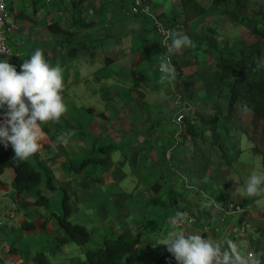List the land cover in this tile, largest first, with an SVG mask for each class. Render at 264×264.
Masks as SVG:
<instances>
[{
	"label": "crops",
	"instance_id": "1",
	"mask_svg": "<svg viewBox=\"0 0 264 264\" xmlns=\"http://www.w3.org/2000/svg\"><path fill=\"white\" fill-rule=\"evenodd\" d=\"M160 1H152L153 12L166 26H171L170 22H173L176 15L174 8L178 9L182 0ZM199 1L203 4V0ZM7 3L14 21L18 24V29L9 38L16 54L10 60L11 64L15 65L19 72L22 63L39 49L47 62H55L61 67L64 77L62 95L67 110L59 120L41 125L42 147L26 159L45 173H50L57 182L56 189L64 187L71 191L68 194L72 212H81L83 209V212H88L90 217L98 221L97 229L100 230V235L84 246L77 243V246H71L70 243L73 242L61 246L60 239L66 233L60 228L57 219V215L63 211L59 207L60 198L58 202L54 201L50 208H46L36 204L37 196L34 191L18 194L15 171L7 167L0 175V218L3 219V224L0 225V264H36L39 246L46 253L48 260V255L53 254L54 248L56 251H62L61 255L55 254L52 264L56 261L85 264L86 250L96 247L105 236H117L122 232L140 235L141 240L135 253L136 264H148L149 261L154 263V259L159 256H171L173 260L170 264H177L167 246L159 243L175 230L188 235L202 234L225 246L226 242H231L236 245L241 255L247 257L253 253L264 264V200L258 201L264 193L260 196H247L249 203L246 202L247 199L244 202L248 211L240 213L241 210L228 209L232 202H238L235 198L243 196L234 190L235 186L240 185L228 183L226 175H213L216 179L209 191L206 189L209 183H203L205 178L212 176L208 173V167L213 169L216 166V169L221 168L220 171H226L227 174L229 171H237L238 167L243 168V155L232 166L225 163L218 165L212 159H204L206 164L198 167V159L201 160V156L190 155L189 150L193 145L182 144L181 127L175 122V117L171 120V116L180 110L170 116L159 118L158 115V123L150 126V118L146 117L143 107L147 100H150L149 94L152 91L148 92L143 87L146 80L148 81L147 78L143 79L144 72L135 87L126 86L122 82L126 76L124 66L129 64L139 68L140 63L144 62L147 68L151 63L150 59L158 58V54L166 50L165 36L156 28L154 19L147 15L134 14L131 0H7ZM182 8L181 6L178 11L179 22L184 21V18L179 16ZM51 23H58L66 32L54 33L49 27ZM76 46H79L77 52L72 56L68 55L69 49ZM105 47L107 48L104 49ZM167 55L159 71L163 73L161 82L170 89L175 84L174 60L177 59L172 54L174 59L168 62ZM146 59L148 60L145 62ZM116 63L120 65V74L111 70ZM116 74L121 79L113 80ZM102 83L110 84L109 88L103 90ZM102 91L106 95V101L102 100L100 103L103 97H98V94ZM121 91L125 92L123 100L126 99L128 103L134 101L133 92L142 95L143 104H136L134 123L123 118L122 123L115 125L114 117H126L122 116L124 110L134 112L132 104L126 106L125 102H121L122 105H118L117 101L112 102V95L116 96ZM83 97H89L93 101L92 105L83 103ZM113 106L120 108L115 115V110L110 109ZM170 122L173 127L171 132L167 130V124ZM135 125L140 127L137 133L132 131ZM154 125L158 127V131L150 134L149 131ZM144 132L148 134L145 136ZM126 133L129 134L130 144L124 149V145L128 143L127 138H123ZM135 134L137 138L132 141ZM110 138L119 144V148L111 154L110 163L103 166L90 163L81 171L75 170L69 175L63 173L66 164L78 166L91 154L92 147L97 145V142ZM152 144L153 151L156 152L153 156L156 168L160 170L166 167L165 174L168 175L159 191L153 188V184H145L143 178L141 186L144 190L140 189L141 186L134 181L140 180L138 175L136 177L132 168L127 167V162H131L135 152L138 158L136 163L140 164V157L144 154L139 149ZM167 146H170V153L166 152ZM175 147L178 152L176 154ZM0 152L15 155L10 144L7 148L0 144ZM122 154L126 162L121 161ZM176 167L182 168L183 173H178ZM149 171L154 173V169ZM83 174L85 177H82ZM186 176L198 183L190 182ZM86 178L87 181L84 182ZM180 179L186 180V184ZM157 180L160 179L156 178ZM208 180L210 179H206L207 182ZM188 182L196 189L188 187ZM169 183L178 189L169 191ZM42 189L47 196L49 192L45 179ZM87 193L92 197H87ZM247 194H244L245 198ZM157 196L161 199L156 204L157 201L153 199ZM13 203L15 214L6 217L5 213ZM57 203L58 206H55ZM92 213H97L98 219ZM178 213H186L191 218L190 222L174 224L173 218H178ZM31 223L35 225L34 228L24 227V224ZM244 223H250V229L246 228Z\"/></svg>",
	"mask_w": 264,
	"mask_h": 264
},
{
	"label": "rangeland",
	"instance_id": "2",
	"mask_svg": "<svg viewBox=\"0 0 264 264\" xmlns=\"http://www.w3.org/2000/svg\"><path fill=\"white\" fill-rule=\"evenodd\" d=\"M152 1L155 3L156 1L161 2L160 0H152ZM167 1L170 2V0H167ZM131 3H133L132 0H131ZM203 5L207 9V11L203 14V16L201 18L199 17L195 20L188 22L186 24L187 26L185 27L183 26L185 23V20L183 22H179L177 20L178 11H179V8L182 6V4L178 6V9L174 8L176 15H175L173 22L172 21L170 22L171 27L173 28L172 29V39L175 38L177 33H179L180 35H187L190 39L199 38V37H202L203 35L205 36L207 34H212V32L209 30V27H211V29H214V31L216 32V34L213 36L219 41L220 45L233 48L234 44H238L240 49L244 47V49L247 51H249L251 48H254V46L256 47L257 45H260L259 44V40H260L259 34H257L254 31V29L257 28L258 31H260L264 35V0H225L220 5H214L211 0H203ZM238 11H239V14H237ZM181 12L179 13V16L181 19H183L184 18L183 11ZM180 29H183V30H180ZM164 47L167 48L166 46ZM185 47L186 46H183L180 49H175L171 47L170 52L171 54L174 55L175 59L179 60L180 62H183L185 66L184 71L186 73V78L192 81L193 83L191 87H187V88L184 87L180 89L178 86L174 84L173 87H171L170 89L169 88L167 89V86H165V84L161 82L163 73H161L159 70H160V67L165 62L164 59H166L165 55H167L166 52L168 49L161 51V53L158 54V58L153 57L152 59H150L149 61H151V63L147 66V68H145L144 62L140 63L142 67L139 66V68L130 66L129 64L124 66L126 76L123 77L122 82H124L126 86L132 85L135 87L137 85L136 84L137 81H139L138 79L142 78L141 75L143 74V72H144L143 79L146 80L147 78L148 81L150 82L149 83L146 80V83L143 85L146 91L148 92L152 91L149 94L150 100H147V104L145 105V107H143L145 108L146 117L150 118L149 119V123H151L149 124L150 126L152 124L158 123L157 122L158 115H159V118L164 117V116H170L171 114H174V112H177L178 110L180 111H178L176 115H174L173 117L171 116V120L173 121L175 117V122H178L180 127L182 125V121L180 122L177 121V118L180 113H183L185 116H190L191 118L194 116H198L199 119H201V122L206 124L210 121V119L214 116V114L217 113V111H220L221 113L224 114L228 110L227 106H228V100H229V97H228L229 93H228L226 86L224 87V85L216 84L213 81V71L216 69V66H217L216 65L217 63L216 57H218L217 53L216 52L212 53L207 48L205 49L203 47L198 48V49H192V50L187 49ZM106 48L107 47H105L104 49ZM139 57L141 58V55ZM147 60L148 59H146L145 62ZM111 70L114 72H117V74H120V72H118L120 70V65L118 63L114 64ZM117 74L113 78V80L116 78L118 80L121 79L119 76H117ZM232 76L233 75L230 72H226L224 74L225 79L226 78L229 79ZM92 85L91 87H93ZM101 86H103L104 88L103 90H106L109 88L110 84L102 83ZM155 88H159L158 91H154L153 89ZM100 94H98V97L99 96L103 97L101 98V100L99 99L100 103L102 100L105 102L106 99L104 97L106 95L104 91H102ZM124 94L125 92L121 91L120 94L116 96L112 95V97L114 98L112 102L117 101L118 105L119 104L122 105L121 102H125L126 106H129L130 104H132V106L134 107L133 108L134 112L130 113L128 110H124L125 113L122 116L126 115V117L121 118L120 115L114 117L115 125L122 123L123 118L126 120L129 119L130 122L134 123V120H136V116H135L136 115V112H135L136 104L137 105L143 104L142 95L138 94V92L136 91L133 92L134 95L132 94V97L134 98V101H129V103L126 99L123 100V98H125ZM157 97H160V98H157ZM82 101L87 106H90L93 103V101L89 99V97L87 98L83 97ZM94 104H95V101H94ZM113 107H116L117 109ZM113 107H110V109L115 110L113 112V114L115 115L117 111L120 110V108L118 109L117 106H113ZM115 120H119V121H115ZM236 122H237L238 127L232 130L231 135H233L235 137V140L237 141L236 142L237 148L242 151L244 150L242 154L243 161L241 162V164L243 163V165L245 166L243 168L238 167L239 169L235 172L229 171V174H227L226 171H223V170L220 171L221 168L216 169L215 168L216 166L213 168L214 170L208 167L207 169L208 173H210V175L212 176L208 177L210 179L208 180V182L206 181V179L208 178H205V180H203V183L205 182L210 183V181L215 182V179H216L215 176L220 177L221 175L222 176L226 175L225 177L228 180V183L240 185V186H235L234 190L241 193L243 196H240V198H235V199L239 203L241 202L243 203L247 199L246 202L249 203V198L247 197L249 195L248 194L246 195L247 198H245L244 196V194L247 193L246 188H247L248 179L254 174H264V120H256L253 116V113L248 108H245V109L241 108V110H239L236 116ZM139 129L140 127L138 125H135L132 131L137 133ZM167 130H169L170 132L173 130L171 122L167 124ZM154 131H158L157 126L152 128L149 132L150 134H152ZM147 134L148 133L144 132L145 136ZM128 135L129 134L126 133V135L123 137L125 140L126 138L128 140V143L124 145V149L126 148L128 144H130ZM136 138H137V134H135V137L132 138V141H134ZM174 141L176 142L177 140L174 138ZM112 142L116 146V148H114L113 150L114 151L117 150L119 148L118 146L119 144L116 140L112 141V138L107 139V140L101 139V141L97 142V145L92 147L91 154L104 155L102 153L103 150H100V148ZM171 145L172 143L170 144V146ZM152 146L153 144L150 146L141 147L139 149V151L144 154V156L140 157L142 158L140 164L136 163L138 158H136L135 156L131 157L130 159L131 164L129 163V161L127 162V167L129 166L130 169L132 168L131 170L134 172V175L136 177L138 175V179L140 180L137 181L134 179V181L136 182V184H139V186H141L142 184L141 178L145 180L144 181L145 184L149 185V183L153 184L156 181V178H159L163 181V178L159 177L160 175L167 176V174H165L166 167L160 168V170L159 168H156L157 165L156 163L153 162V156L156 155V152L153 151L154 147ZM170 146H167L168 148L166 149V152L168 153H170L169 151ZM177 147H178V144H177ZM177 147H175L174 149L176 150ZM114 151H110L109 154L110 153L113 154ZM174 154H176V152H174ZM199 155L201 156L202 159L201 160L198 159V162H199L197 164L198 167L203 166L205 163L203 161L205 157H203L201 154ZM121 161L126 162L124 155L122 156ZM99 165L103 166L100 163ZM153 169H154V173H152L153 174L152 175L150 173L151 171L149 170H153ZM75 170L76 169L72 168L71 164L68 163L66 164V167L63 173H65V175H69L75 172ZM176 171L178 173H183L184 170L182 168L176 167ZM82 177H85V175L83 174ZM186 177L189 178L190 182L198 183V181H192L193 178H190L189 176H186ZM86 181H87V178L84 179V182ZM128 182L129 181H127V183ZM190 182H188L189 184L187 183L188 187H192L190 186L191 185ZM56 183L57 182L56 180H54V177H53V185L57 186ZM141 188L143 189V186H141L140 189ZM146 188L147 187H145V189ZM192 188L196 189V187H192ZM47 190L49 192L47 197L51 200V206L53 205L54 201L58 202L60 198L61 201H60L59 207L60 209L61 208L63 209V197L65 193L68 194V193H71V191L64 187L63 189H59V190L58 189L51 190L49 186H47ZM68 195L70 197V194ZM86 195L87 197H90V198L92 197L91 194L89 193H87ZM256 196H260V195H256ZM261 200H264V195L261 196L260 199L258 198V201H261ZM55 206H58V203ZM83 211L85 210L83 209L81 212L73 211L70 219L74 223L84 224L88 229H90V231H92V241H93V238L100 235V230L97 229L98 221L96 222V220H94L92 217L89 216L88 212H83ZM92 214L98 219L97 213H92ZM90 223H93V225H89ZM70 244L71 246H74V245L77 246L75 242L70 243ZM41 251L43 250L39 246L37 253ZM74 252L77 253V251H74ZM61 253H62L61 250L56 251L55 248L53 249V254L48 255L49 261L51 262V264H52V260L54 261V258L57 255H61ZM59 263H61V261H56L53 264H59ZM153 264H157V261L155 259H154Z\"/></svg>",
	"mask_w": 264,
	"mask_h": 264
},
{
	"label": "trees",
	"instance_id": "3",
	"mask_svg": "<svg viewBox=\"0 0 264 264\" xmlns=\"http://www.w3.org/2000/svg\"><path fill=\"white\" fill-rule=\"evenodd\" d=\"M225 0H213L214 5H220ZM182 9L184 15V27L186 24L197 18H201L207 11L206 7L199 0H182ZM239 14V11L237 12ZM182 24V23H181ZM182 26V25H181ZM50 29L55 32H66L58 23H51ZM208 29V28H207ZM183 30V29H180ZM212 34L203 35L199 38H191V45L186 46L187 49L207 48L212 53H217L216 69L213 71V81L216 84L226 86L228 90V106L227 111L223 114L220 111L214 114L210 121L206 124L201 122L198 116H185L182 119L180 135L182 137V144L193 145L189 150L191 155L201 154L204 159H212L214 163L221 165V163L232 166L238 161L243 154V151L237 148L236 140L231 135L232 130L236 129V116L239 110L248 108L256 120H264V35L257 28L254 31L259 34V44L249 51L244 47L239 48L238 44H234L233 48L220 45L219 41L213 36L216 34L214 29L209 27ZM179 31V30H178ZM257 48V49H256ZM79 46L70 48L68 55H74ZM170 52V51H169ZM171 54V53H170ZM173 57V56H172ZM109 62V60H108ZM50 65H57L55 62H48ZM184 64L179 60H174V82L180 89L191 87L192 81L186 78L184 71ZM226 72L232 73V77L225 79ZM210 132V134H209ZM200 143V145H199ZM115 144L110 143L102 146L103 154L87 156L78 165H71L77 171H81L86 165L90 163H100L102 165L111 162L112 157L110 151H114ZM108 150V151H107ZM105 151V152H104ZM174 152L177 153L175 150ZM137 152L133 157H136ZM12 167L15 171V183L18 194L24 192L34 191L36 193V204L46 208L51 207L49 198L44 195L42 183L45 179L47 186L56 189L53 185V178L50 173H45L38 166H35L26 158L15 157L13 154L0 152V175L5 168ZM164 181L157 180L153 183V188L159 191L168 179V175H162ZM178 178V177H177ZM184 185L186 180L180 179ZM215 182L210 181L206 186L209 191ZM170 186V187H169ZM169 191L177 190L175 185L169 183ZM160 196L153 200H160ZM237 207H244L246 203L236 204ZM72 209L69 205V195L65 193L63 197V212L58 216V224L60 228L65 231V235L61 238L62 245L70 242H75L81 246L92 243V231L88 230L86 226L74 223L70 217ZM26 229L34 228V224H24ZM140 235H132L129 232H122L117 236H105L101 242H98L96 247L89 248L85 251V264H136V251L140 243ZM173 260L171 256H159L156 259L157 264H170ZM36 264H51L46 253L41 251L35 258ZM65 264V263H59ZM148 264H153L149 261Z\"/></svg>",
	"mask_w": 264,
	"mask_h": 264
},
{
	"label": "clouds",
	"instance_id": "4",
	"mask_svg": "<svg viewBox=\"0 0 264 264\" xmlns=\"http://www.w3.org/2000/svg\"><path fill=\"white\" fill-rule=\"evenodd\" d=\"M9 12L12 16L10 9ZM12 19L14 21L13 16ZM171 41V47L175 49L192 43L187 35L179 33ZM169 51L167 56L173 60ZM11 59H0V110L6 109L0 122V144L5 148L10 144L15 157L27 158L42 147L41 125L59 120L67 110L62 95L64 77L61 67L50 65L39 49L22 63L19 72ZM246 191L250 196L264 193V174L252 175ZM190 219L186 213H178L173 223L183 224ZM159 243L167 246L177 264H262L254 254L241 255L235 244L226 242L225 246L202 234L188 235L175 230Z\"/></svg>",
	"mask_w": 264,
	"mask_h": 264
},
{
	"label": "built area",
	"instance_id": "5",
	"mask_svg": "<svg viewBox=\"0 0 264 264\" xmlns=\"http://www.w3.org/2000/svg\"><path fill=\"white\" fill-rule=\"evenodd\" d=\"M151 0H133L132 12L134 14L139 15H147L154 19L156 28L165 36L164 38V46L169 50L171 47V39H172V28L170 26H166L163 21L153 12ZM18 29V24L13 21L12 16L9 12L7 1L0 0V59H11L15 52L11 45L8 42V38L10 34H12L15 30ZM168 62L172 61V58L168 56ZM5 110H0V122L3 120L2 112ZM184 117L183 113H180L177 121H182ZM228 209L237 210L245 213L248 211V206L237 207L236 204L231 203ZM226 207V210H228ZM15 214V203L11 205V208L5 213V216H12ZM3 224V219L0 218V225ZM244 226L250 229V223H244ZM253 254V253H251Z\"/></svg>",
	"mask_w": 264,
	"mask_h": 264
}]
</instances>
